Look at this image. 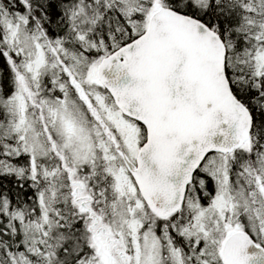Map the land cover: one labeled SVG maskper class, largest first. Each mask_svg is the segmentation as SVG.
<instances>
[{"label": "snow or ice", "instance_id": "snow-or-ice-1", "mask_svg": "<svg viewBox=\"0 0 264 264\" xmlns=\"http://www.w3.org/2000/svg\"><path fill=\"white\" fill-rule=\"evenodd\" d=\"M0 264H264V0H0Z\"/></svg>", "mask_w": 264, "mask_h": 264}]
</instances>
